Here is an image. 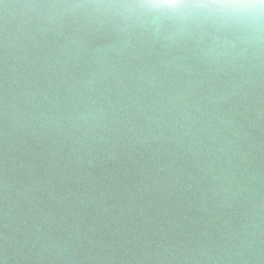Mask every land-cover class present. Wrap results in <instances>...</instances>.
<instances>
[{"label":"clouds","instance_id":"9594fccd","mask_svg":"<svg viewBox=\"0 0 264 264\" xmlns=\"http://www.w3.org/2000/svg\"><path fill=\"white\" fill-rule=\"evenodd\" d=\"M0 264H264V0H0Z\"/></svg>","mask_w":264,"mask_h":264}]
</instances>
